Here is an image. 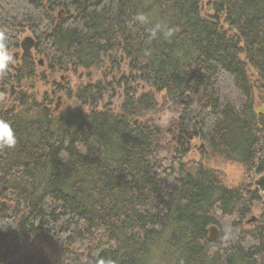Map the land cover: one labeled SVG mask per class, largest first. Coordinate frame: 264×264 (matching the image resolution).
Instances as JSON below:
<instances>
[{
  "label": "trees",
  "instance_id": "16d2710c",
  "mask_svg": "<svg viewBox=\"0 0 264 264\" xmlns=\"http://www.w3.org/2000/svg\"><path fill=\"white\" fill-rule=\"evenodd\" d=\"M157 23L173 35L150 39ZM25 31L37 56L0 77L18 137L0 149V264H264V212L243 225L263 196L222 170L264 172V0H0L10 52ZM40 58L89 73L75 105L18 88Z\"/></svg>",
  "mask_w": 264,
  "mask_h": 264
},
{
  "label": "rangeland",
  "instance_id": "374dc122",
  "mask_svg": "<svg viewBox=\"0 0 264 264\" xmlns=\"http://www.w3.org/2000/svg\"><path fill=\"white\" fill-rule=\"evenodd\" d=\"M28 35H32L29 31H25L22 34V39L26 38ZM14 56L16 53V50L11 52ZM35 56L36 53L35 51L32 52ZM38 58V57H36ZM43 59V58H40ZM39 59V60H40ZM39 60L37 64L39 63ZM39 65V75L34 78V79H27L23 81L21 84H19L18 88L22 90L23 92H28L30 94H33L37 96V98L41 101L44 99V97L48 94L52 99V109H55L57 104H59V110L72 107L75 105V99L71 97L70 94H73L77 88L82 85V84H87L90 81L89 78V73L86 71H83L82 69L79 70V72H73L72 69L68 70H61L57 71L54 74L51 73V71L48 69V65L46 62H44V65ZM126 69L127 67L124 66ZM92 73L95 74L96 78L99 77H104L107 81L110 80L113 77V73L111 70L110 65H106L104 68H102L99 71H92ZM96 80V79H95ZM94 81V80H93ZM143 86V85H140ZM3 83L0 79V92L3 88ZM150 89L146 86L145 88L139 89V94L142 92H147ZM7 95L2 96L1 100L5 101V104L7 106H11L10 100H12L15 96L12 97L11 92H12V87L11 85L8 86L7 88ZM21 91V92H22ZM119 97H116L112 100V102L116 104L119 103L120 101V94L121 90H118ZM12 97V98H11ZM159 98H161V95H159ZM110 102L108 98H106ZM162 102L161 100H159ZM107 102V101H106ZM105 102V103H106ZM104 105H100L99 109L103 108ZM257 111L259 114L263 113L264 114V106H260L257 108ZM167 117V112L163 111L160 112L159 114H156L154 116L155 119H159V121L165 120ZM197 148L192 152L190 156V160H203L204 162L208 163L207 159V150L204 149V145L200 144L199 141L195 143ZM223 172L226 175V178L230 184L233 186H239L242 183L244 184H250L252 186L253 190H258V187L255 185V181L262 175V173L258 172H250L245 174L244 169L239 166V165H228V166H223L222 167ZM262 195V194H261ZM263 200L257 204V206L254 208L253 212L251 215H249L246 219L243 220V225H245V228L251 229L254 226V223H247L248 220H250L252 217H260L264 211V195ZM214 227L217 229V234L218 237H220V230L217 226L214 225Z\"/></svg>",
  "mask_w": 264,
  "mask_h": 264
},
{
  "label": "clouds",
  "instance_id": "9594fccd",
  "mask_svg": "<svg viewBox=\"0 0 264 264\" xmlns=\"http://www.w3.org/2000/svg\"><path fill=\"white\" fill-rule=\"evenodd\" d=\"M134 21L143 25L148 23V17L143 13H138L134 17ZM165 37H171L173 32L171 29H165L161 24L157 23L150 30V39H155L159 34ZM13 54L9 51L7 38L0 33V77L8 74L9 65L13 62ZM18 143L16 131L10 121L0 118V149H13Z\"/></svg>",
  "mask_w": 264,
  "mask_h": 264
},
{
  "label": "water",
  "instance_id": "95a60500",
  "mask_svg": "<svg viewBox=\"0 0 264 264\" xmlns=\"http://www.w3.org/2000/svg\"><path fill=\"white\" fill-rule=\"evenodd\" d=\"M36 41L34 37L28 36L24 38V40L21 43L22 48L25 50L26 53L30 52L34 47H35ZM14 59L15 61L17 59V54H14ZM43 62V59L39 60V64ZM56 111L59 110V104H57ZM255 185L262 191L264 194V173L255 181ZM253 219L256 220V217L254 216ZM217 229L213 226L209 228V239L212 241H216L218 239V234H217Z\"/></svg>",
  "mask_w": 264,
  "mask_h": 264
},
{
  "label": "flooded vegetation",
  "instance_id": "af4514ba",
  "mask_svg": "<svg viewBox=\"0 0 264 264\" xmlns=\"http://www.w3.org/2000/svg\"><path fill=\"white\" fill-rule=\"evenodd\" d=\"M31 36L34 37L33 35H31ZM23 40H24V39L21 40V42H20V46H19V48L16 50V53H15V54H17V59H16L14 62H16L17 64H19V61H20V59L22 58L23 55H27V54H30V53H32V52L35 51V47H34L30 52L26 53L25 50H24V49L22 48V46H21V43H22ZM35 46H36V44H35ZM41 65H44V59H43V62L41 63ZM11 87H12L11 95H12V97H13V96H15V95L17 94V88H15L14 85L11 86ZM12 97H11V98H12ZM10 101H11V100H10ZM256 112H257V114H259L257 110H256ZM261 114H263V113H261ZM263 173H264V172H263ZM263 173H262V174H263ZM258 189H259V188H258ZM259 193L262 194V195H264L260 189H259ZM257 204H258V203H257ZM257 204H255V207L257 206ZM263 212H264V211H263ZM259 218H260V217H256V220H255V219H253V217H252L250 220L247 221V223H251V222H253V223H254V226H255V225L258 223ZM254 226H253V227H254ZM253 227H252V228H253ZM218 238H219V237H218Z\"/></svg>",
  "mask_w": 264,
  "mask_h": 264
},
{
  "label": "bare ground",
  "instance_id": "6f19581e",
  "mask_svg": "<svg viewBox=\"0 0 264 264\" xmlns=\"http://www.w3.org/2000/svg\"><path fill=\"white\" fill-rule=\"evenodd\" d=\"M28 37V36H27ZM213 227V226H212Z\"/></svg>",
  "mask_w": 264,
  "mask_h": 264
}]
</instances>
